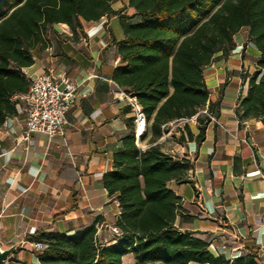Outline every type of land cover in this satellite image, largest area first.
Returning <instances> with one entry per match:
<instances>
[{
	"label": "trees",
	"instance_id": "obj_1",
	"mask_svg": "<svg viewBox=\"0 0 264 264\" xmlns=\"http://www.w3.org/2000/svg\"><path fill=\"white\" fill-rule=\"evenodd\" d=\"M127 7L133 12L114 8L111 0H0V123L17 114L14 95L29 86L21 68L33 63L36 46H47L45 35L54 24L66 23L77 40L82 20L115 15L123 36H111L120 62L110 78L141 105L152 143L172 120L205 107L209 112L217 107L219 114L220 97L209 100L204 68L234 48V35L243 27L258 51L257 69L234 113L239 125L250 119L264 125V0H127ZM209 121L198 115V131L193 135L186 125L187 138L200 144ZM125 123L112 168L101 177L108 196L118 202L116 241L97 242L102 217H96L76 233L39 229L26 235L44 243L37 261L11 258L5 264H123L128 252L134 264H262L256 247L229 259L214 254L207 238L180 227L177 216H191L168 182L192 183L191 161L173 157L157 143L139 148L133 116ZM240 163V156H232L234 171Z\"/></svg>",
	"mask_w": 264,
	"mask_h": 264
},
{
	"label": "crops",
	"instance_id": "obj_2",
	"mask_svg": "<svg viewBox=\"0 0 264 264\" xmlns=\"http://www.w3.org/2000/svg\"><path fill=\"white\" fill-rule=\"evenodd\" d=\"M126 9L133 12L131 7ZM115 17L82 20L77 40L72 39L66 23H56L51 43L33 49L29 71L63 68L82 81L76 104L66 114L62 135L35 133L28 141L20 140L18 113L0 123V235L6 243L21 240L17 255L28 263L37 261V256L35 240L26 239V235L39 229L76 233L102 217L97 225L98 242L116 241L118 233L111 227L119 212L118 202L108 196L101 177L112 168V153L121 145L125 118L131 112L125 100L116 97L121 94L110 78L120 62L111 36H123L111 29ZM245 52L258 56L250 43ZM63 54L69 58L64 59ZM239 63L240 59L233 57L228 63L219 59L204 68L205 82L213 90L209 100L216 99L215 89L225 82V69ZM245 87L238 74L231 73L218 115L222 125L210 120L200 144L188 139L185 145H178V155L192 163L188 176L193 182L170 180L168 185L180 195L191 216L187 220L177 216L182 229L207 238L214 254L232 259L253 246L264 261V125L256 119L239 125L234 108L245 95ZM189 128L193 135L198 131L196 123ZM150 137L148 130L139 148L157 143L166 151L163 132L153 143ZM244 137L250 144L242 141ZM234 155L241 159L238 172L233 170Z\"/></svg>",
	"mask_w": 264,
	"mask_h": 264
},
{
	"label": "built area",
	"instance_id": "obj_3",
	"mask_svg": "<svg viewBox=\"0 0 264 264\" xmlns=\"http://www.w3.org/2000/svg\"><path fill=\"white\" fill-rule=\"evenodd\" d=\"M29 79V86L25 92L14 95L17 100V113L22 122L19 138L30 140L32 134L41 133L48 137L62 135L63 126L66 122L67 112L76 104L77 95L82 81L72 78L63 68H49L41 71H29L28 66L21 68ZM115 91L124 99L133 116L135 142L139 145L142 135L147 131L148 122L145 114L136 98L120 86L115 84ZM200 114L207 115L210 120L216 121L207 108L196 111L189 117L180 118L184 121H196ZM243 142L250 144L249 138L244 137ZM114 233L118 228L111 227ZM34 254L37 256L44 247V243H33Z\"/></svg>",
	"mask_w": 264,
	"mask_h": 264
},
{
	"label": "rangeland",
	"instance_id": "obj_4",
	"mask_svg": "<svg viewBox=\"0 0 264 264\" xmlns=\"http://www.w3.org/2000/svg\"><path fill=\"white\" fill-rule=\"evenodd\" d=\"M111 4L112 5H116V7L121 9L122 12H126V10H127L126 9L127 0H111ZM136 18H137V16L134 17V19H136ZM110 26H111V29H112L114 34H123V31H122V29H121V27L119 25L118 19L116 17L111 19ZM52 34H53V30L50 29V31L47 32L46 35H45L48 44L51 43ZM249 43L250 42H249V39H248V34L246 32V29L245 28H241L234 35V48L229 50V52H228V54L226 56H224L222 58H219V59L225 60L226 63H228V61H231V59L233 57H238L240 59V61H241V63H239L237 66L233 67L231 70L225 69V82L223 84H220L219 87L215 89L214 92L216 93V99H218L220 97L219 105L222 104L223 88H224L225 83H227L229 81V77H230L231 73L236 72L238 74V76H239L240 84L244 83L246 86H248L247 79L249 77H251V75L257 69V65H256L257 55H255L253 53H246L245 52V49L247 48V45H249ZM219 59H214L213 61H216V60H219ZM246 89L247 88L245 87V90ZM211 91H213V90L209 89V92H211ZM216 108L217 107H213V110L211 112H209V113L215 118L216 121H213L215 123V125L216 126H221L222 123L218 119V115L219 114H217L218 109L216 110ZM195 123H196V125H198L197 120L196 121H192V120L184 121V120L176 119V120H172V121L162 125L161 134L163 132L165 134V137H166V140H165L166 151L168 153H170L173 157H175V158H185V157H180L178 155V152H179L178 145L179 144L185 145L186 141L188 140L186 125L189 126V125H193ZM182 135H183V137H185L184 140L181 138ZM183 208L185 209V211L188 210L187 208H185V206H183ZM96 239H97V242H98V240H99V236L98 235L96 236ZM0 240H2L4 243H6L5 242V238H3L1 235H0ZM11 243L12 242H8L6 244H11ZM17 249H19V247H17ZM17 249L8 257L6 263L8 261H10L11 258L24 260V259L18 257ZM244 253H246V251ZM259 260H260V262L262 264H264V261H262L261 259H259ZM122 262H123V264H134L133 253L132 252L131 253H126L122 257Z\"/></svg>",
	"mask_w": 264,
	"mask_h": 264
},
{
	"label": "water",
	"instance_id": "obj_5",
	"mask_svg": "<svg viewBox=\"0 0 264 264\" xmlns=\"http://www.w3.org/2000/svg\"><path fill=\"white\" fill-rule=\"evenodd\" d=\"M197 188L196 195H199V188ZM21 245V240L13 241L11 244H6L0 240V264H5L8 257Z\"/></svg>",
	"mask_w": 264,
	"mask_h": 264
}]
</instances>
